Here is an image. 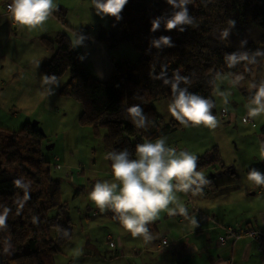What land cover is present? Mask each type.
<instances>
[{"label":"trees","instance_id":"16d2710c","mask_svg":"<svg viewBox=\"0 0 264 264\" xmlns=\"http://www.w3.org/2000/svg\"><path fill=\"white\" fill-rule=\"evenodd\" d=\"M187 8L194 23L181 26L184 31H167L162 23L153 32L151 21L170 15L174 9L166 0H128L121 18L110 16L109 26L97 38L108 48L129 41L140 56L135 60L128 57L114 60L106 80L90 73L73 51L66 33L58 32L53 38L40 36L42 44L52 52L40 66L44 79L52 75L58 79L68 71V80L59 92L79 102V124L104 129L105 157L113 150L127 149L130 158L135 159L137 144L179 127L174 118L164 120L155 107L160 99L171 102L174 73L189 81L181 80L178 89L214 104L215 75L238 74L244 67L245 60L229 66L227 56L247 55L249 60L260 57L264 65V50L256 47L257 43H264V0H190ZM64 13L61 7L55 11L61 18ZM230 20L235 22L232 27ZM227 28L229 35L224 38L223 31ZM160 36L171 37L174 46H152L151 41ZM255 82L251 91L240 88L245 99H252L264 78ZM134 104L147 116L146 128L134 127L127 117L126 109ZM210 111L216 115L214 107ZM259 129L264 144V123ZM42 138L43 134L29 122L19 131L0 127V215L7 210V227L0 229V264H54V254L71 236L72 222L67 203L61 199L60 181L51 175L49 161L34 143ZM31 139L33 142H28ZM197 157V171L225 167L216 145ZM106 160L111 169V161ZM53 165L59 168V163ZM253 168L264 173L261 161L246 168L247 175ZM108 213L116 217L111 210Z\"/></svg>","mask_w":264,"mask_h":264},{"label":"rangeland","instance_id":"374dc122","mask_svg":"<svg viewBox=\"0 0 264 264\" xmlns=\"http://www.w3.org/2000/svg\"><path fill=\"white\" fill-rule=\"evenodd\" d=\"M79 16L80 29H77V37L83 39L76 45V38L72 39V49L94 77L106 80L110 76L114 60L122 57L135 60L140 56V52L129 41L108 48L102 39L97 38L101 30L104 31L109 26L110 16L98 15L91 0L88 5L80 6L77 18ZM256 47L264 50V43H257ZM257 55L259 54L256 53ZM262 59L248 58L242 72L238 74L221 72L215 75L214 116L218 121L215 129L203 125L185 127L180 124L168 134L149 141L154 143L158 138H166L167 146H176L178 152L186 150L196 156L212 145L218 147L223 164L226 168L234 165L236 173L223 176L224 178H214L221 193L217 199L209 195L204 198L195 197L193 201L213 202V210L219 212L225 208L221 202L237 198L236 195L230 198L225 189H236L249 181L246 168L250 166V162L264 163L259 135L264 114L255 118L250 115L248 109L251 100L245 99L240 89L251 91L255 81L264 78ZM17 64H9L12 69H17L16 75H0V127L19 131L29 122L43 134V138L34 143L42 149L44 157L49 161L51 175L60 181L61 199L67 203L72 222L71 236L54 254V264H113L109 260L113 257L109 253L113 248L104 236L107 232L115 233L120 228L115 222L117 220H112L109 209L101 211L89 198L96 182L113 180L102 144L104 129L95 130L90 125L78 123L81 109L79 102L59 92L68 80V71L57 79V84H47L52 93L49 96L43 91L45 87L36 81L38 75L23 74ZM161 101L156 104L159 114L164 120L173 118L168 111L169 100ZM222 109L227 115H221ZM28 142L33 141L31 139ZM50 143H53L52 148L46 150V145ZM56 162L59 163V168L54 167ZM212 170L213 167H209L201 172L210 175ZM253 190L252 185L249 192Z\"/></svg>","mask_w":264,"mask_h":264},{"label":"clouds","instance_id":"9594fccd","mask_svg":"<svg viewBox=\"0 0 264 264\" xmlns=\"http://www.w3.org/2000/svg\"><path fill=\"white\" fill-rule=\"evenodd\" d=\"M127 3L128 0H91L98 15L111 16L117 20L121 18L120 14ZM166 3L174 11L168 16L154 18L150 31H157L163 23L167 31L176 29L182 32L185 28L181 26L194 23V18L189 15L187 8L190 0H166ZM57 9L55 0H12L10 5L14 21L28 29L41 27ZM234 23L230 20V27L234 26ZM228 35L229 28L223 31L224 38ZM82 39L76 37L74 45L80 44ZM151 44L156 48L161 45L174 46L169 36L153 39ZM247 59V55L227 56L229 66ZM173 78L175 82L171 85L172 100L168 105L170 115L185 127L203 125L215 129L218 121L210 111L214 107L213 102L183 88L178 89L177 84L181 80L189 82L186 77H180L178 72L174 73ZM45 82L58 83L55 75L45 77ZM164 83L167 84L168 80H164ZM248 111L253 118L264 114V83L257 87ZM126 112L134 127L148 126V118L139 105L128 107ZM261 148L264 151V144ZM106 159L111 161L113 180L96 182L89 198L101 211L111 210L121 226L133 237H142L145 240L151 239L147 226L158 219L161 212L187 215V208L181 203L178 193L197 194L202 191V186L209 183L204 179V173L197 171L198 157L186 150L178 152L175 148L167 146L166 138H158L154 143L137 144L135 159L130 158L127 149L113 150L107 153ZM247 178L258 186L264 185V173L254 168L248 172ZM19 183L17 181V184ZM6 216L7 210L0 215V229L7 227ZM193 223H196L195 220Z\"/></svg>","mask_w":264,"mask_h":264},{"label":"crops","instance_id":"0c3cea01","mask_svg":"<svg viewBox=\"0 0 264 264\" xmlns=\"http://www.w3.org/2000/svg\"><path fill=\"white\" fill-rule=\"evenodd\" d=\"M7 1L0 0V75H16L17 69H12L9 64L19 63L17 66L23 74L38 75L36 81L44 86L43 91L51 96L40 66L52 52L42 44L40 36L53 38L58 32H64L71 40L75 39L78 36L77 29H80V16L77 18L80 15V6L88 5L90 0H55L58 7L65 9L64 17L57 16L54 11L49 19L36 29L22 27L7 16L4 12V4ZM105 30L102 29L101 33ZM161 100L156 101L155 107ZM251 164L253 165V162L249 165ZM224 169L226 166L218 170ZM218 170L213 168L212 174L205 175L204 179L207 181L208 177L212 178L208 183L212 186H203L200 193H178L181 203L187 208V215L161 212L158 219L147 226L151 234L150 240L133 237L115 216L110 215L112 220H117L115 222L120 229H116L115 233L107 232L104 236L107 240L109 234L110 240L114 242L111 247L113 249L109 252L113 257L109 260H112L113 264H264V252L258 250L257 242L253 238L244 235L228 239L224 243L218 240L227 226L258 230L264 228V185L256 186L251 182L254 189L252 192H249L252 189L249 181L236 189L227 187L225 190L230 194V198L235 195L237 198L221 202L225 207L222 212L213 210L215 206L212 201H193L195 197L204 198L209 195L217 199L221 193L220 188L216 184L213 185L214 178H224L223 176L236 173L234 165L228 166L227 171L223 173ZM231 170H234V173H231ZM163 239L167 240L166 244L162 243Z\"/></svg>","mask_w":264,"mask_h":264},{"label":"built area","instance_id":"2783aa9c","mask_svg":"<svg viewBox=\"0 0 264 264\" xmlns=\"http://www.w3.org/2000/svg\"><path fill=\"white\" fill-rule=\"evenodd\" d=\"M11 3H12V0H8L4 4V12H5V14L7 16H9L14 21V19L12 17V12L10 10ZM221 115L222 116L227 115L226 112L224 111V109H222ZM56 166L58 167V165H56ZM244 235L253 238L257 242L258 250L260 252H264V228L258 230V229L250 228V227H247V228H235L233 226H227L225 228L224 234L221 235L218 240H219V242L224 243L228 239L239 238V237L244 236ZM106 238L109 241V245L111 247H113L114 246V242L110 240L111 237H110L109 234L107 235ZM162 243L166 244L167 240L163 239Z\"/></svg>","mask_w":264,"mask_h":264},{"label":"water","instance_id":"95a60500","mask_svg":"<svg viewBox=\"0 0 264 264\" xmlns=\"http://www.w3.org/2000/svg\"><path fill=\"white\" fill-rule=\"evenodd\" d=\"M52 146H53V143L47 144L46 149L49 150ZM227 169H228V167L226 169L222 170L220 173L227 171ZM231 173H234V170H231Z\"/></svg>","mask_w":264,"mask_h":264}]
</instances>
